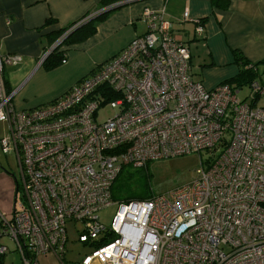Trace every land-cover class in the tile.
Wrapping results in <instances>:
<instances>
[{
  "label": "built area",
  "instance_id": "built-area-1",
  "mask_svg": "<svg viewBox=\"0 0 264 264\" xmlns=\"http://www.w3.org/2000/svg\"><path fill=\"white\" fill-rule=\"evenodd\" d=\"M141 18L143 35L26 111L13 109L2 79L3 67L22 57L0 53V122L7 125L0 148L14 154L19 171L1 236L23 264L44 253L64 264L68 222H81L77 240L88 249L72 264H264V107L252 104L264 84H248L249 103L229 83L207 89L192 78L189 49L172 36L163 9L145 8ZM105 103L116 112L98 122ZM204 150L206 165L200 161L192 181L167 196L119 202L109 224L101 219L125 165ZM6 250L0 245V254Z\"/></svg>",
  "mask_w": 264,
  "mask_h": 264
},
{
  "label": "crops",
  "instance_id": "crops-1",
  "mask_svg": "<svg viewBox=\"0 0 264 264\" xmlns=\"http://www.w3.org/2000/svg\"><path fill=\"white\" fill-rule=\"evenodd\" d=\"M122 1L129 0H0V53L22 57L19 64L2 70L5 89L13 92V109L26 111L52 102L88 76L94 66L111 59L132 39L143 35L147 30L141 18L145 8L163 9L172 36L189 49L192 78L207 89L238 76L242 67L236 53L250 64L264 61V0H226V8L216 6L212 0H134L102 12ZM184 12L188 13L185 19ZM87 14H93L88 21L89 32L85 36L72 34L61 48L66 62L53 69L44 68L41 60L58 32ZM195 20L203 26L200 34ZM261 67L264 65L258 66L257 78ZM262 97L252 104L257 106ZM0 123L2 137L7 125ZM5 194L0 191V203ZM1 238L0 245L6 246ZM6 248L3 264L9 250ZM11 249L23 264L13 242ZM40 255L37 264H61L52 253Z\"/></svg>",
  "mask_w": 264,
  "mask_h": 264
},
{
  "label": "rangeland",
  "instance_id": "rangeland-1",
  "mask_svg": "<svg viewBox=\"0 0 264 264\" xmlns=\"http://www.w3.org/2000/svg\"><path fill=\"white\" fill-rule=\"evenodd\" d=\"M5 76V75H4ZM259 78V79H258ZM259 81L264 82V67L259 69ZM249 88L248 84L241 86L237 97L240 100L251 102L248 97ZM258 107H264V97L260 98L257 102ZM115 109L111 108L108 103L101 105L96 113L95 119L102 122L115 114ZM3 125L0 123V137L2 135ZM209 154L207 151L200 153H189L184 155L171 156L161 160L150 161L146 166L133 167L132 165H125L122 169V174L116 178L113 186L115 196L113 204L102 210L100 213L101 219L109 224L113 214L115 213L118 203L125 201L126 188L131 189L133 192L141 193V185L137 183L140 177L147 175L146 189L149 194L165 195L167 196L175 188L189 183L196 177V169L200 167V161H203V166L206 165V159ZM131 174L132 179L128 186H125L124 176ZM15 179H19L18 165L15 157L10 153H3L0 148V191H5V199L0 203V220L1 214L4 213L5 219L11 218L12 202L14 190L16 188ZM134 180L136 183H134ZM126 187V188H125ZM143 189V186H142ZM82 224L78 222L76 227L72 222L66 224L67 242L65 245L66 254L65 258L67 264L79 261L80 258L88 250L77 240V228L81 229ZM2 243L9 248L5 257V264H20V258L17 252L12 251V242L9 238H1ZM51 254V253H47ZM41 256V255H40ZM12 262V263H11Z\"/></svg>",
  "mask_w": 264,
  "mask_h": 264
},
{
  "label": "trees",
  "instance_id": "trees-1",
  "mask_svg": "<svg viewBox=\"0 0 264 264\" xmlns=\"http://www.w3.org/2000/svg\"><path fill=\"white\" fill-rule=\"evenodd\" d=\"M213 4H215L216 6L222 7V8H226L227 6V1L226 0H212ZM87 15H85V17H87ZM83 17V18H85ZM82 18V19H83ZM82 19H80L79 21H81ZM79 21L73 22L71 24H69L68 26H66L65 28L61 29L58 32V35L56 37V39L52 42L55 43L57 41V39H59L61 37V35H63L65 33V31H67L68 29H70L71 27H73L74 25H76ZM89 21V20H88ZM83 22L81 23L79 26H76L75 28H73V30H71L68 35L61 41L60 45H58L55 49H53L47 56L46 58H44L42 65L44 68L46 69H53L56 66L61 64L62 59H64L66 57L65 55V50L61 49L62 46H64L65 42H68V39L70 38V36L76 32L80 33L81 35L85 36L88 32H89V22ZM81 36V37H83ZM236 55V60L237 62L241 65V71L238 74L237 77H235L234 79L230 80L229 82L226 81L225 83H229L230 85L233 83L235 84V87H241L244 84H249L252 80H255L258 76L257 73V68L259 65H264V61L258 62V63H254V64H250L247 61H245L244 59H242L241 55H239L238 53L235 54ZM258 97V96H257ZM147 163L144 165L146 166ZM143 167V166H142ZM122 172V170H121ZM119 173L117 175L116 178H118V176L122 173ZM115 178V180H116ZM146 178L147 175L140 177L137 180V183H139L141 185V193H137V192H133L131 189L126 188V194L124 196V200L128 201V200H132V199H144V198H148L151 197L152 195L149 194L147 192L146 189ZM132 179L131 174H127L124 176V181H125V186L130 183ZM114 180V182H115ZM134 183H136V181L134 180ZM113 186L114 183L112 185V189H111V193H112V198H114L115 193L113 191ZM143 186V189H142ZM1 221H0V236H1ZM1 244V243H0ZM66 253V252H65ZM65 253L63 255V261L66 260L65 258ZM2 254H0V264L2 263Z\"/></svg>",
  "mask_w": 264,
  "mask_h": 264
},
{
  "label": "water",
  "instance_id": "water-1",
  "mask_svg": "<svg viewBox=\"0 0 264 264\" xmlns=\"http://www.w3.org/2000/svg\"><path fill=\"white\" fill-rule=\"evenodd\" d=\"M129 1H134V0H129ZM129 1H122V2H118V3H116V4H113V5H110L109 7H106L105 9H103L102 12H107V11H109V10H111V9H113V8H116V7H118V6H121V5H123V4H125V3L129 2ZM60 43H61V41H59V42L56 43V44H53L52 47L49 49V51L43 56V58H42L41 61H43V59L46 58V56H47V55H48L53 49H55L58 45H60Z\"/></svg>",
  "mask_w": 264,
  "mask_h": 264
},
{
  "label": "flooded vegetation",
  "instance_id": "flooded-vegetation-1",
  "mask_svg": "<svg viewBox=\"0 0 264 264\" xmlns=\"http://www.w3.org/2000/svg\"><path fill=\"white\" fill-rule=\"evenodd\" d=\"M15 182H16V179H15Z\"/></svg>",
  "mask_w": 264,
  "mask_h": 264
}]
</instances>
